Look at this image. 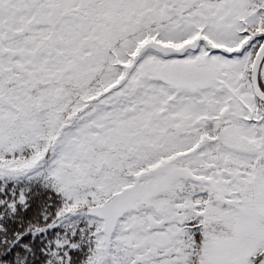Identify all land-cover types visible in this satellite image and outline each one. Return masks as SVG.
I'll list each match as a JSON object with an SVG mask.
<instances>
[{
    "label": "snow or ice",
    "instance_id": "snow-or-ice-1",
    "mask_svg": "<svg viewBox=\"0 0 264 264\" xmlns=\"http://www.w3.org/2000/svg\"><path fill=\"white\" fill-rule=\"evenodd\" d=\"M0 264H264V0H0Z\"/></svg>",
    "mask_w": 264,
    "mask_h": 264
}]
</instances>
